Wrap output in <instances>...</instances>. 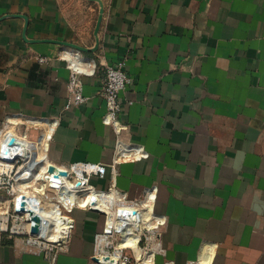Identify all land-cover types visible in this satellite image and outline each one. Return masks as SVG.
<instances>
[{
    "label": "crops",
    "instance_id": "0c3cea01",
    "mask_svg": "<svg viewBox=\"0 0 264 264\" xmlns=\"http://www.w3.org/2000/svg\"><path fill=\"white\" fill-rule=\"evenodd\" d=\"M76 54L95 73L77 74L88 99L64 110ZM122 59L118 133L102 88ZM62 111L56 164H112L119 137L150 153L93 181L136 199L157 187L167 264H200L206 242L210 264H264V0H0V125ZM87 220L55 261L0 233V264H92Z\"/></svg>",
    "mask_w": 264,
    "mask_h": 264
},
{
    "label": "built area",
    "instance_id": "2783aa9c",
    "mask_svg": "<svg viewBox=\"0 0 264 264\" xmlns=\"http://www.w3.org/2000/svg\"><path fill=\"white\" fill-rule=\"evenodd\" d=\"M45 59L46 58H41L43 61ZM69 62L72 69L70 78L71 94L64 105V110L85 103L88 99L83 93V84L77 74L95 73V67L92 66L91 61L85 64L80 59L79 54L75 56L72 55ZM129 83L130 75L125 59L119 60L115 64L106 65L105 79L102 88V95L105 98L107 106L104 122L112 125L118 133L122 132L125 128V126L121 124L120 115L126 103L122 94L126 91ZM127 103L132 104L133 100L129 99ZM60 123L61 114L59 113L53 118H36L31 116L24 119L11 118L0 125V187L7 188L8 196L6 198H8V201L6 202L12 207L13 212L1 222L2 230L8 231L10 228V221L13 220L9 235L13 237L15 233L19 234L26 232L29 235V238L26 240L27 244L39 247L47 252L48 255L50 253L48 250L49 248L57 246L62 247L69 242L65 239L52 241L51 236H49L50 233L56 231L57 216L55 215H57V208H62L64 211H66L67 207L69 208L68 211H66L69 216L67 217L68 226L63 231L66 235H70V239L77 223L72 214L79 206H76V204L69 205L64 201V197L60 196V190L63 186L67 185L69 192H78V186L82 183L85 184V182L88 183L94 175L104 177L110 168L114 171L116 164L122 159H143L150 156V153L143 145L127 143L119 137L117 138L116 144V156L112 164L90 161H78L69 165L56 164L49 158V149L50 140L53 138ZM21 128H23V130H21ZM33 130L36 131V138H33L31 135V131ZM13 138L15 142L11 144ZM46 141L49 144H47ZM40 154L42 156L41 158L39 157ZM41 165L47 167L45 172L46 176L52 174L54 175V179L57 180L61 176H68L69 183L65 182L63 186L59 183V186H57L49 182V177L45 176L47 180H44V175H42L39 179L44 180L47 184L45 190L41 192L36 184L38 178L34 176L36 171L40 173ZM51 166H54L56 169L51 171ZM59 171H65L67 174H59ZM74 174L77 175V179L73 176ZM82 178H84L85 182L81 180ZM52 189H57V194L54 197H56L58 201L49 203ZM152 189L155 190V201L157 198V187L155 186L147 188L144 197L149 195V193L151 194ZM109 190L110 191L107 190L104 192L110 193L112 190L118 191L112 186ZM86 191L98 192L102 190H97L94 185H89V187L84 186V189L81 190V192ZM116 195L118 202H120L122 206L118 207L117 210H113L114 212L122 214L123 217H133L136 212L139 211V205H141L143 199L140 202L129 199L127 198V193H122L120 191H118ZM115 197L116 196L113 194L112 198L108 201L109 205L113 206L114 201H116ZM22 198H24V200H22ZM5 200L6 199L0 195V204L1 202L3 203V201L5 202ZM87 206L89 209L95 208L92 204ZM32 209H36V211ZM114 223H117V221L113 217L110 224L111 227H116ZM107 224L108 220L106 219V228ZM36 226L38 232L36 235H33L32 232H34ZM115 231L116 230L113 232ZM121 232L127 233L125 231V226H121ZM99 237H103V235H99L96 238L97 242L99 241ZM141 240L142 238L138 241V244Z\"/></svg>",
    "mask_w": 264,
    "mask_h": 264
},
{
    "label": "bare ground",
    "instance_id": "6f19581e",
    "mask_svg": "<svg viewBox=\"0 0 264 264\" xmlns=\"http://www.w3.org/2000/svg\"><path fill=\"white\" fill-rule=\"evenodd\" d=\"M46 143L49 144L47 141H46ZM39 157L40 158L42 157L41 154L39 155ZM46 169H47V167L45 165H41L40 173L38 171H36L34 173V176H37V178H38L36 181V184L38 185V189L41 192H43V190H45V188H46L47 183L44 181V180H47L46 177H49L50 183L55 184L57 186H59V183H61L62 186L65 185V182L69 183V177L68 176H61V177H59L58 180L54 179V175H52V174H49V176H46V174H45ZM59 174H61L60 171H59ZM42 175H44V178H45L44 180L39 179V178H41ZM84 186H85L84 183H82L80 186H78V192H69L67 185L63 186L60 190L61 191L60 196H63L64 201H66L69 205L70 204L71 205L76 204V206L84 207V206H87L89 204L90 205L92 204V206H94L95 208H98L103 213H106V219L108 220L107 228L105 225L106 224V219H105V222H104V228L106 229L105 234H103V237H99V241H98V243L96 245V249H95L98 261H96L93 264H121V253L119 251L115 254H107L108 252L105 253L104 251L100 252L97 250V248L100 246V243L103 241H106L108 234L114 233L113 232L114 230H116V232H118L120 234V237H121L120 241L117 243L118 248L121 250L123 248H126L127 246H131L133 249L138 251V255H139L140 246L138 244V241L142 237L143 229H145V228L153 229L152 232H154V230L160 224L165 223V217L163 215L156 213V211L154 209V205H155V201H154L155 190L154 189L151 190V192H152L151 194L149 193V195H146L144 197V199L141 201V205H139V211H137L133 217L132 216L123 217L122 214H118V213L112 211V209L109 205V202H108L112 198V195L117 194L118 191L116 192V190H112V192H110V193H107L104 191L81 192V190L84 189ZM22 200H24V199L22 198ZM118 206H120V205H118ZM68 209L69 208L67 207L66 211H68ZM1 210H2V207L0 204V211ZM32 210L36 211V209H32ZM66 211H64L62 208L61 209L57 208V211H56L57 215H55V216H57L56 217V219H57L56 231L49 234V236H51L52 241H58V240H62V239L69 241V239H70V235H66V233L63 231L68 226L67 217H69V216H68ZM4 212L7 214H8V212H10L8 206L6 207ZM107 214H108V216H107ZM113 217L117 221V223H114V226H116V227H111V225H110ZM121 226H125V231L127 233L121 232ZM18 230H20V229H18ZM35 230H34V232H32L33 235H36L38 232L37 226L35 227ZM121 234H123V235H121ZM154 236H155V233H152V239H154ZM158 246H160V241L155 240V242H154L155 249ZM153 253H154L153 251H152V253H148L145 256L146 260H151L153 257ZM213 254H214V244L206 242L200 251L199 263L200 264H210L212 261V258H213ZM168 264H170V263H168Z\"/></svg>",
    "mask_w": 264,
    "mask_h": 264
},
{
    "label": "rangeland",
    "instance_id": "374dc122",
    "mask_svg": "<svg viewBox=\"0 0 264 264\" xmlns=\"http://www.w3.org/2000/svg\"><path fill=\"white\" fill-rule=\"evenodd\" d=\"M102 8L103 7H101V9ZM41 58H45V57H41ZM60 114H61V122H62V120H63V111L60 112ZM55 116L48 117V118H53ZM40 118H43V117H40ZM36 136L35 137L33 136V138H36ZM52 139L50 140V144H51ZM73 176L77 179V175L76 174H74ZM94 177H99V176H95L94 175L93 177H91V179H90V181H88V183H86L84 181V178L81 179V180H83L85 182V187L86 186L89 187V185H94L97 190H102V191H107L108 190V191H110L109 188L112 186L113 188L117 189L118 191H120L122 193H127V198H129V199H133V200H136L138 202H140L142 199H144V195L145 194L140 199L139 198H137V199L136 198H131V196H130L131 194L129 193V191L120 188L116 183H113L112 185H109L107 188H100L93 181ZM56 194H57V189H52L51 193H50L49 203H51L53 201L54 202L58 201L56 199V197H54V196H56ZM0 195H2L6 199L5 202L4 201H3V203L1 202L2 210L0 211V233H8L9 234L10 233V229H11V227L13 225V220L10 221V228H9L8 231H3L2 227H1V222H3L6 217H8L9 215H11V213H13L12 212V207H10L8 202H6V201H8L7 200L8 198H6L8 196V192H7V188L6 187H2V186L0 187ZM115 200L116 201H114L113 206L110 205L112 211L113 210H117L118 207L122 206L121 203L118 202V198L117 197H115ZM118 205H120V206H118ZM7 206L9 207V210H10V213L8 212V214L4 212V210L6 209ZM72 215L76 219V222H77L76 223V227L73 230L72 235L74 234V231L76 230L78 224L86 225V223L88 222L87 219H89V221H90L89 223H91L93 230L95 229V245H97L98 242H97L96 238L99 235L105 234V230L106 229L104 228V222H105V219H106V213L94 211L93 209H89L88 206H84V207L77 208ZM164 224H160L154 230V232H152L153 229H149V228L143 229L142 237H141L142 240L140 242L141 244L139 243V246H140L139 255H138V251L133 249L131 246H127L126 248L121 249L122 251L118 248V246H117L118 244L117 243L120 241L121 237H120V234L118 232H116V231L113 234H108L107 240L101 242L100 246L97 248V250L100 251V252L104 251L105 253L108 252L107 254H115V253H117L119 251L121 253V264H167V261L169 260V253L167 252L168 248H166V246L163 243H161L160 246H158L156 249L154 247L155 240L161 242L160 234L163 231L162 229H163V225ZM152 233H155L154 239H152ZM17 237L18 238H23L26 241L29 238V235L26 232L19 233V234L15 233V234H13L12 238H17ZM66 247H67V245L62 246V247L57 246V247L49 248L48 250L50 251V253H49L50 260L51 261H55V259L59 255V253L62 252ZM152 251L154 252L152 259L151 260H146L145 256L148 253H152ZM94 256H97L96 252L94 253ZM90 261H91L92 264L96 262L94 260V258L91 259Z\"/></svg>",
    "mask_w": 264,
    "mask_h": 264
},
{
    "label": "water",
    "instance_id": "95a60500",
    "mask_svg": "<svg viewBox=\"0 0 264 264\" xmlns=\"http://www.w3.org/2000/svg\"><path fill=\"white\" fill-rule=\"evenodd\" d=\"M14 142H15V139L13 138L12 141H11V144H13ZM55 169H56V168H55L54 166H51V168H50L51 171H53V170H55ZM60 173H61V174H64V175L67 174V172H65V171H60ZM23 199H24V198H23ZM92 209H93L94 211L102 212V211H101L100 209H98V208H92ZM34 230H35V228H34ZM35 231H36V230H35ZM94 260H95V261H98L97 256L94 257Z\"/></svg>",
    "mask_w": 264,
    "mask_h": 264
}]
</instances>
